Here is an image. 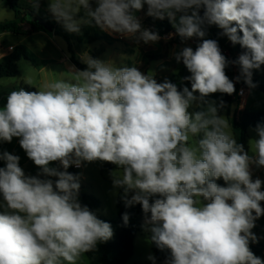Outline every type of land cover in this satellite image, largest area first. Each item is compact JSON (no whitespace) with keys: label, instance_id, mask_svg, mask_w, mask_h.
I'll return each mask as SVG.
<instances>
[{"label":"clouds","instance_id":"9594fccd","mask_svg":"<svg viewBox=\"0 0 264 264\" xmlns=\"http://www.w3.org/2000/svg\"><path fill=\"white\" fill-rule=\"evenodd\" d=\"M28 3L38 11L41 0ZM145 6L182 41L201 40L195 50L175 53L191 90L83 55V70L70 66L37 91H10L0 107V141L19 138L40 173L26 175L18 155L0 153V264H80L113 237L111 224L81 204L79 176L68 171L97 160L120 170L113 187L122 189L126 208L141 206L150 241L170 253L165 264H264L250 248L258 242L255 221L264 216V181L251 170L264 168V124L252 129L256 138L246 149L220 115L224 102L206 99L236 91L230 65L238 66L237 82L256 87L253 70L264 65V0H48L47 11L70 33L94 25L155 43L160 35L135 14ZM213 25L244 49L235 60L217 40L204 39ZM196 101L199 110L189 111ZM122 219L127 225L129 213Z\"/></svg>","mask_w":264,"mask_h":264},{"label":"rangeland","instance_id":"374dc122","mask_svg":"<svg viewBox=\"0 0 264 264\" xmlns=\"http://www.w3.org/2000/svg\"><path fill=\"white\" fill-rule=\"evenodd\" d=\"M23 9L28 11H35L38 14L46 15L53 23V26L58 28V30L67 33L73 38L71 40L73 50L80 62H82L81 57L83 55H90L102 61L108 62L111 61L117 67H137L141 72L148 74L151 73L154 75V78H158L160 74H163L162 80L157 82H163L165 79L172 80L178 77L184 67L180 65L182 62H177L176 59L172 62H164L160 59L171 58L174 54L179 52V47L186 46L192 47L193 50L198 45V38H191L185 41H182L181 38H176V40H170L168 36L160 39L155 43L145 44L142 41H139L137 49L132 45V40L126 42H117L113 47L109 46L104 40L96 41L95 43H90L89 39L95 36V33H92V36L83 38V33L87 30V26H83L80 33H70L66 31L63 26L57 23L47 11L48 0H41L39 10H34L31 5L28 3V0H21ZM147 6L141 11L136 12V16L140 19L142 27L150 29L145 24V21L149 18L146 15ZM82 15V13H81ZM15 19L14 11L5 5L4 0H0V22L11 21ZM30 25V24H29ZM89 33L93 32L92 28H88ZM50 33L49 35H51ZM18 35V34H16ZM25 35V34H24ZM58 40L61 44L67 47V42L64 38L58 36ZM177 45V47L175 46ZM27 48V47H26ZM28 49V48H27ZM29 52L36 58L38 66H34L31 62L26 60H21L16 64V70L18 76L15 78H4L0 80V94L9 93L12 90H19L23 88V85H28L34 87L37 90L44 84L52 82L63 77L60 76L61 73H66L69 70L70 66H73L70 61H62L59 63L53 62L50 65L46 66L42 71L40 66L42 65V59L34 53V51L28 49ZM69 55V53L66 52ZM148 55L152 57H148ZM226 56H229L228 53H225ZM230 57V56H229ZM152 58V59H151ZM158 60H153L157 59ZM83 63V62H82ZM232 68L233 73H236L234 70V65H230L226 71ZM257 71L260 75H264V65L261 66ZM67 74H65L66 76ZM244 91L243 95H239L241 98L247 96L246 101L247 110L252 113H259L264 111V93L249 89L246 93V89L242 88L240 90ZM239 92V94H240ZM195 95L199 96L198 93ZM211 95L206 99L210 100ZM200 102L196 101L193 103L189 111L198 110V104ZM240 110V106L238 111ZM228 118L227 113L220 114ZM229 119V118H228ZM231 122V121H230ZM253 128L247 130L248 140L256 138V134L252 131ZM7 151L9 153L18 155L20 157L19 164L20 167L24 170L26 175H31V165L30 159L27 157L25 151L20 147L19 138H13V140L8 142L1 141L0 152L3 153ZM3 167L5 162L2 160ZM82 168L79 170H74L73 165L68 168V171L75 173L79 176L80 190L78 194L79 200L81 196H93L100 202V208L97 213L101 219L104 220H115L118 215V210L116 207V200L119 192L122 189H115L113 187L112 179L113 174H120V170L117 169V166L104 161H93L87 162L82 161ZM35 169H39L38 166ZM253 179L260 178L264 181V168H257L254 165L251 168ZM262 190H264V184H262ZM264 207V205L262 206ZM143 218L133 222V226L136 227L137 235L134 239V249L133 256L126 264H150L152 260L148 259L149 255L154 256L153 245L149 239V233L144 231L142 228ZM253 233L257 236L258 242H250L253 246L262 244L264 245V216L260 217L255 221V227L252 229ZM260 257V256H259ZM264 259V251L261 256ZM80 264H90L87 255L81 258Z\"/></svg>","mask_w":264,"mask_h":264},{"label":"trees","instance_id":"16d2710c","mask_svg":"<svg viewBox=\"0 0 264 264\" xmlns=\"http://www.w3.org/2000/svg\"><path fill=\"white\" fill-rule=\"evenodd\" d=\"M4 2L7 7H9L11 10L14 11L15 19L6 22H0V32H12L18 35L46 32L42 27H40L38 24L33 22V19L37 17H41L42 19L46 20L48 23H50L53 26L52 21L46 15L38 14L35 11H28L23 9L21 0H4ZM27 22L31 26V29L29 31H25L23 28V25ZM145 24L148 27H150L149 30L158 33L161 38L169 36V34L175 33V30L172 28V25L169 23L167 19L161 21L149 17L145 21ZM54 29H55V34L57 36L64 38V40L67 42L68 45L67 49L70 55L71 63L77 69L80 70L85 69L86 64L81 63L78 60L73 50V46L71 43V36L67 33L58 30V28L56 27H54ZM221 31L222 30L216 27L215 25L208 26L206 28V36L204 37V39L217 40L222 53L224 55L225 53L229 54L230 57L225 55L226 58L230 61L235 60L244 51V49L241 48L239 44L233 45L226 36L220 35ZM85 34H88V32L86 31ZM200 42L201 40L199 39L198 44ZM21 60L29 61L34 66H38V62L36 58L29 52V50L26 47L17 46L9 56L4 58L0 62V80L4 78L17 77L18 72L16 70V63ZM41 64H43V62ZM233 69L236 70V73H233L232 68H230L228 71H226V74L230 79L234 81L236 91L232 95L215 93L214 101H216L217 103H219L220 101L224 102L225 107L220 110V114L227 113V116L231 121V125L237 139L247 149L248 141H249L247 130L249 128H254L258 123L264 124V111L259 113H252L249 111H243V112L238 111L237 116L231 119L230 111L233 102L234 101H239V103L241 102V97L239 96L240 90L242 88L246 90L250 89L243 82V80H240L239 82L235 80V78L239 75L238 66L234 65ZM189 75L190 73L188 72V70L186 71V67L184 66L181 74L178 77L169 81L172 82L173 84H176L178 89L182 90V88L186 86L191 90L190 81L184 79ZM252 79L256 87L251 89L264 93V75H260L257 71H254ZM22 89L29 92L36 91L34 87L28 85H23ZM7 95L8 93L0 94V107H2L3 104L6 102ZM52 166L59 167V164L55 163ZM0 167H2L1 161H0ZM39 173H40V169L36 170L32 174V176H36ZM71 173L75 175V173L73 172ZM217 183L224 185V181L222 179L218 180ZM121 195H122V190L119 192L116 200L118 215L115 220H104L100 218V216L97 213L98 209L100 208V202L93 196L84 195L80 199L81 204L88 206L90 210L95 212V214L99 219L110 223L114 232L113 237L109 241L99 243L94 252L86 254L90 264H126L133 256V249H134L133 244L138 231L136 230V227L133 226V222L143 218V212L139 204L126 208L121 199ZM261 204L263 206L264 202H261ZM125 212L129 213V221L127 225L124 224V221L122 219V216ZM152 245H153V253L155 257V264H164L166 259L170 255L169 251L168 250L161 251L155 246L154 243H152ZM250 248L256 256L258 257L260 256V258H262L261 256L263 255L264 245L258 244ZM150 264H153V261Z\"/></svg>","mask_w":264,"mask_h":264},{"label":"crops","instance_id":"0c3cea01","mask_svg":"<svg viewBox=\"0 0 264 264\" xmlns=\"http://www.w3.org/2000/svg\"><path fill=\"white\" fill-rule=\"evenodd\" d=\"M89 27L92 28L94 31L89 33V31H88ZM23 28L25 31H29L31 29V26L27 22L23 25ZM86 31L88 32V34H85ZM86 31L83 33V38L84 37L88 38V36L90 38V36H92V33H95V36L91 37L89 39L90 40L89 42L92 44L95 43L96 41L104 40L109 46L113 47L114 44L117 42H126L128 40H132V45L137 49V46L139 43L134 38L124 37V36L119 35V34H109L105 31H102L100 28H98L94 25L87 26ZM49 34L50 33H48V32H37V33L26 34V35H16L12 32H0V53L4 54L3 58L0 59V62L4 58L9 56L17 46L27 47L28 49L34 51V53H36V55H38L43 60L42 61L43 64L39 67L41 71L43 69H45L46 66L50 65L53 62L59 63L62 61H70V56H68V54H66V52L68 53V49H67L68 46L65 47L63 44L60 43V41L58 40V36L55 34V32L52 33L51 35H49ZM168 38L170 40H176V38H180V37L178 35H175V33H174L171 35V37L169 35ZM72 39L73 38H71V40ZM175 46L177 47V45H175ZM184 47H186V46L179 47V51H181ZM176 50L177 49L174 50V54L171 58H168V59L157 58V59H153V60L160 59L161 61H164V62H172L173 60H175ZM148 57H152V56L148 55ZM70 63H71V61H70ZM180 65H183V62H181ZM162 76H163V74H160L158 76V78H156V80L157 81L162 80ZM248 91L249 90H247L246 93ZM211 96L212 97L210 100L214 101L215 94H212ZM246 96H247V94H246ZM245 97L241 98L239 112L248 111L246 109L248 102L246 101ZM0 144H1V141H0ZM0 161L2 164V160H0ZM30 162L32 163L31 165H33V166H31L30 172L33 174L38 169H35L36 165L34 164V162L32 160H30ZM2 167H3V165H2ZM252 246H253V244L251 243L250 247H252Z\"/></svg>","mask_w":264,"mask_h":264},{"label":"water","instance_id":"95a60500","mask_svg":"<svg viewBox=\"0 0 264 264\" xmlns=\"http://www.w3.org/2000/svg\"><path fill=\"white\" fill-rule=\"evenodd\" d=\"M33 22L38 24L40 27H42L48 33H54L55 32L54 27L50 23H48L46 20L42 19L41 17L34 18ZM186 71H187V69H186ZM239 106H240L239 101H234L233 102V104L231 106V111H230L231 119L235 118L237 116V112H238Z\"/></svg>","mask_w":264,"mask_h":264},{"label":"built area","instance_id":"2783aa9c","mask_svg":"<svg viewBox=\"0 0 264 264\" xmlns=\"http://www.w3.org/2000/svg\"><path fill=\"white\" fill-rule=\"evenodd\" d=\"M242 93V94H241ZM244 94V91L242 90L241 92H240V94L239 95H243ZM82 168V166L81 167H79V168H77L75 165H73V169L74 170H79V169H81Z\"/></svg>","mask_w":264,"mask_h":264}]
</instances>
